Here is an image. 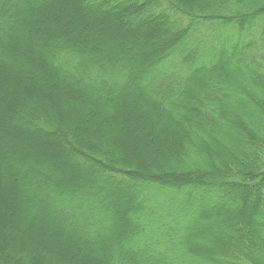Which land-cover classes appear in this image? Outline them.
Here are the masks:
<instances>
[{
	"label": "trees",
	"instance_id": "16d2710c",
	"mask_svg": "<svg viewBox=\"0 0 264 264\" xmlns=\"http://www.w3.org/2000/svg\"><path fill=\"white\" fill-rule=\"evenodd\" d=\"M50 3L0 0L6 130L35 150L0 145L7 264H49L13 237L16 196L61 264H264V0H76V36L51 30ZM9 62L39 65L31 89ZM132 124L140 150L113 134Z\"/></svg>",
	"mask_w": 264,
	"mask_h": 264
},
{
	"label": "rangeland",
	"instance_id": "374dc122",
	"mask_svg": "<svg viewBox=\"0 0 264 264\" xmlns=\"http://www.w3.org/2000/svg\"><path fill=\"white\" fill-rule=\"evenodd\" d=\"M75 1L76 0H48V2H51L50 5H52L53 9L51 10V8L45 9L44 13L46 14L45 19L48 18L49 22H52L53 27H51V30L57 32V31H61V30H65V29H69L68 32H65L64 35H75L76 36V27L78 26L77 30H82V28L79 25L77 15L78 13L76 12V5H75ZM40 5V4H39ZM58 15V16H57ZM87 15V14H86ZM84 23L87 26H91L93 21L91 19H87V18H83ZM77 21V24H76ZM67 26L70 28H67ZM45 27H47V24L45 25ZM73 27V28H71ZM101 31H109L111 30L110 27H104L100 29ZM67 31V30H66ZM73 37V36H70ZM110 39V38H109ZM106 39V40H109ZM140 39V38H138ZM110 41V40H109ZM121 44V43H120ZM123 44V43H122ZM125 44H123L124 46ZM120 47L117 44H113V47L110 46L111 48L114 47ZM121 48V47H120ZM10 63V68H12V74L10 73V80L9 83L12 86H16V84H19V87L24 88V90H29L32 87L27 84L26 82H24V78H26L25 76V67L30 68L32 70H37L38 69V64L35 65H29L26 66V63H19V66H15L14 64ZM13 67H17L19 69H13ZM36 73H38L36 71ZM40 73V72H39ZM12 76H14V78L12 79ZM2 82V81H1ZM43 89V88H42ZM49 93H52V91L49 89L48 90ZM5 99V97L3 98V92H0V145H8L11 153H24V154H29V153H33L35 150H33V148H30L29 146H26L24 143H20L17 141V139H12V136L10 134V132L8 130H6V123L9 120L10 115L8 114V108L10 106V103L8 102V100H3ZM62 100V106L68 110H70L73 114L77 113L80 115L81 120L87 125L90 126L92 128H100L101 127H106L107 128V122L104 120H96L94 119L93 116L90 115V111H88L87 109H82L80 107H77L75 105H73L71 102H64L63 99ZM61 102V101H60ZM94 112V111H93ZM136 125L132 124L130 127L124 128V127H118L116 128V132L113 131V134H115L116 136H118V138L122 141L123 138H125V140L127 142H129L130 144L134 145V147L137 150H140V146L138 144V139L140 136H142V133H140L139 131H137ZM118 129V131H117ZM24 138H30L34 141H37L35 136L32 134H28L26 133L25 135H23ZM12 139V140H11ZM19 141H21V139H19ZM134 141H137V143H134ZM151 143V147L148 148L149 145H147L146 147V152L147 150L149 151V154L151 155L150 157L153 158L154 160H159V156L158 154L155 152H152V148L153 147V143L150 141ZM137 144V146H136ZM20 145V146H18ZM15 150V152H14ZM38 153H45L44 150H41L40 152L38 151ZM0 168L2 169L1 174H3L4 176H8L10 173L7 170V166H5V163L1 161L0 163ZM9 177V176H8ZM10 189V188H9ZM1 203H4V206L9 205L8 207H12L14 208L13 210H11V212L13 214H15L16 216H18L20 218V225L16 226V234L15 236H13L14 238H19V236H28L29 239V251L28 253H30L29 255L33 256V255H37L40 256V258L45 257L46 259L49 260V264H61L62 260H67L66 257L57 254L54 255L53 250H55L57 248V245L54 241V237L49 236L47 234L46 231V226H41V225H37L35 223L32 224H28L27 223V214L25 212H23L20 208H21V204H19L18 202V196L15 197V199H9V200H2ZM2 206V205H1ZM3 208V207H2ZM7 212V211H5ZM8 215V212H7ZM3 223V222H2ZM0 227L1 224H0ZM7 226H5V224L3 223V228L4 231H6ZM27 252V251H26ZM5 253V252H4ZM3 253L0 254V257L2 259L6 260V264H7V260L8 258L13 257L12 252L10 251H6L5 255ZM81 260L77 261L78 263H80ZM68 262V261H67ZM69 264V262L67 263ZM70 264H72L70 262Z\"/></svg>",
	"mask_w": 264,
	"mask_h": 264
}]
</instances>
